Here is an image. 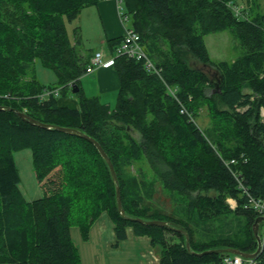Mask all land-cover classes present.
Listing matches in <instances>:
<instances>
[{
  "label": "trees",
  "instance_id": "trees-1",
  "mask_svg": "<svg viewBox=\"0 0 264 264\" xmlns=\"http://www.w3.org/2000/svg\"><path fill=\"white\" fill-rule=\"evenodd\" d=\"M101 1L0 0V264H80L70 228L78 225L86 238L103 213L112 221L117 243L126 240L129 228L159 245L158 264H221L227 255L193 254L207 250L253 253L251 226L257 215L244 209L246 197L233 173L251 196L264 199V13H253L246 4L236 15L233 7L241 0H121L129 26L148 58L162 68L164 82L176 88L179 102L142 62L117 56L111 68L119 87L110 109L83 95L79 80L87 60L71 44L65 25ZM224 31L237 39L241 55L212 61L204 37ZM78 33L77 26L76 38ZM121 41L122 36L107 40L111 54ZM37 61L56 76L48 88L68 83L79 88L77 109L58 106L55 97L39 98L45 87L33 75ZM201 111L207 119L202 126ZM17 113L95 140L113 166L126 218L117 210L109 168L92 143L31 125ZM20 149L32 151L44 193L30 203L18 188L13 153ZM231 159L236 163L226 166ZM139 163L162 189L184 197L182 215L151 207L154 182H145L147 172L125 171ZM228 198L236 201L233 210ZM133 219L165 221L169 227ZM256 263L264 264V249Z\"/></svg>",
  "mask_w": 264,
  "mask_h": 264
},
{
  "label": "rangeland",
  "instance_id": "rangeland-1",
  "mask_svg": "<svg viewBox=\"0 0 264 264\" xmlns=\"http://www.w3.org/2000/svg\"><path fill=\"white\" fill-rule=\"evenodd\" d=\"M251 6L253 8V13L261 12L264 13V0H241L238 5L243 7ZM85 9V8H83ZM82 9V10H83ZM87 12L95 10L94 7H86ZM81 10V11H82ZM81 13V12H80ZM248 13V11H247ZM115 14L117 21L120 23L117 16L116 6ZM88 18L87 13L83 10L82 16L78 17L76 21L66 22V30L68 38L72 45H75L78 52L85 56L88 53L97 51L101 46L98 45L99 38L95 33H88L85 29V22ZM83 21L84 30L81 29V22ZM79 27L78 37L74 35V29ZM122 26V25H121ZM204 42L212 61H232L239 55H241V48L239 42L234 38L230 31H224L216 34H210L204 37ZM206 72H212L209 68L204 66H199ZM33 75L40 86L47 87L56 83V76L54 72L42 65L40 61L34 63L32 67ZM94 75L89 76L84 74L81 77L80 84L85 96H98L103 104L109 106L110 109L115 108L116 96L118 90L99 92L97 85L94 80ZM115 92V93H114ZM72 98L73 100H78L75 94L71 92V88L65 89L63 94L59 95V99ZM202 119L197 122L200 126L207 123V119L204 118V111H201ZM136 136V135H135ZM32 151L30 149H20L13 153L14 163L19 176V192L22 199L26 203H30L41 198L44 193L41 184L37 180L35 170L33 167ZM141 167L144 173L147 174L144 180L147 184L154 182L153 176L148 173L145 164L139 163L134 164L126 168V172L130 175L136 176V168ZM153 192L152 198L150 197L148 202L151 207L159 209L166 214H169L174 209L177 216L182 215V211L179 208L185 205V199L183 196L178 194L169 193L162 189L161 184L157 181L154 182V186L150 189ZM150 193V194H151ZM227 203V202H226ZM228 204V203H227ZM233 222V231H237L238 227L234 221L237 217L234 215L230 216ZM239 221L244 222V218L239 217ZM127 238L124 241L116 242V238L113 231V224L111 219L107 214L103 213L87 231L86 238H83L82 232L78 225L73 224L70 228L71 240L76 249L77 255L79 257L80 264H157L158 258L161 251L159 245H151L149 238L146 236L139 237L132 233L131 229H126ZM264 234V222L259 224L258 236L262 237ZM168 240L177 241L174 235H167ZM244 239L241 236V241Z\"/></svg>",
  "mask_w": 264,
  "mask_h": 264
},
{
  "label": "built area",
  "instance_id": "built-area-1",
  "mask_svg": "<svg viewBox=\"0 0 264 264\" xmlns=\"http://www.w3.org/2000/svg\"><path fill=\"white\" fill-rule=\"evenodd\" d=\"M116 2V11L119 21L123 28L122 34V41L121 43L115 48L113 55L108 59L104 60V55L102 52L95 53L89 60V64L85 69V73L89 74L94 69L103 68V67H110L113 64V60L117 56H125L128 59H133L138 62H142L144 70L152 75L157 76L161 79L166 87L167 93L174 98V100L178 101L176 96V88L172 86H168L163 78H162V68L156 66L146 55L142 45L140 44L139 35L129 26L128 24V16L125 14L124 9L122 7L121 0H115ZM233 12L236 15H240L241 7L234 6ZM72 83H68L63 87H52V88H44L39 95L41 100H46L50 97H57L62 88H71ZM183 112L186 113L184 108L182 109ZM264 119V110L261 113ZM191 119V117H190ZM236 163L235 159H231L230 161L226 162L225 165H234ZM234 179L237 184V188L242 192V194L246 197V203L243 206L244 209L252 210L257 216L264 217V199L254 198L253 196L248 193L247 188L242 183V180L239 178L238 175L234 174ZM226 202L228 203L229 207L233 210L236 207V201L234 199H227ZM262 239V250L264 249V234L261 237ZM221 264H257L256 259H244L240 256L236 255H226L222 258Z\"/></svg>",
  "mask_w": 264,
  "mask_h": 264
},
{
  "label": "crops",
  "instance_id": "crops-1",
  "mask_svg": "<svg viewBox=\"0 0 264 264\" xmlns=\"http://www.w3.org/2000/svg\"><path fill=\"white\" fill-rule=\"evenodd\" d=\"M115 6H116L115 0H104L92 6L95 8L94 11L91 10V12H87L88 9L86 8L83 9L88 16L85 22V29L88 31V33H91L90 30H92V34L93 33L96 34V36L99 38L98 45L101 46V48H99L97 51L88 53L87 55L83 56V58H86L87 60V65L90 57L96 52H102L104 55V60H108L111 57V53L107 47V43H106L107 40L119 38L122 36L123 28L121 24H119V22L117 21L115 14ZM83 10L79 15V19L83 14ZM80 22H81L80 31L83 32L84 24L82 20ZM83 75L81 77H83ZM86 75L95 76L94 80L99 92H106L109 90L115 91L116 89L118 90L119 80L116 73L112 70L111 67L94 69L91 73ZM80 80H79V86L81 88L83 95L85 96L80 84ZM85 97H97L100 100V97L98 96H85ZM56 101L58 106H66L70 109L78 108V100H73L72 98L59 99V97H57Z\"/></svg>",
  "mask_w": 264,
  "mask_h": 264
},
{
  "label": "water",
  "instance_id": "water-1",
  "mask_svg": "<svg viewBox=\"0 0 264 264\" xmlns=\"http://www.w3.org/2000/svg\"><path fill=\"white\" fill-rule=\"evenodd\" d=\"M214 89H217V91H219L218 83H214ZM78 91H79V88L76 85H73L71 92L73 94H77ZM0 110H4V108L0 107ZM17 114L19 117L26 120L31 125H34V126H37L40 128H44V129H53V130H56V131H59L62 133L69 134V135L78 136V137H81V138L87 140L88 142L92 143L95 146V148L97 149L101 158H103V160L106 162V164L109 168L112 181L115 185V196H116L117 210H118L121 217L126 218L125 214H124V210L121 207L120 189L118 186V182L116 179V175H115L113 166H112L110 160L108 159L107 155L105 154V152L101 148V146L95 140H93L92 138L86 136L85 134H83L80 131L75 130L73 128L43 124V123H40V122H38L32 118H29L24 113H17ZM133 220L138 222V223L149 225V226L169 227V224L167 222L160 221V220H150V221H143L141 219H133ZM261 222H264V217L258 216L255 218V220L251 226V232H252V235H253L255 242H256V250L253 253H243V252L236 250V249H220V250H207V251H204L202 253H193V254L198 255V256H202V255L211 254V253H224L227 255H237V256H240L244 259H257L261 253V250H262L261 238L258 236V228H259V224ZM182 232L185 235V247L188 251H190L189 238L187 236V233L184 231H182Z\"/></svg>",
  "mask_w": 264,
  "mask_h": 264
}]
</instances>
